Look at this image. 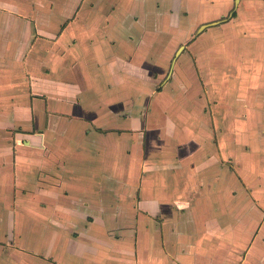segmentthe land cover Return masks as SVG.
I'll list each match as a JSON object with an SVG mask.
<instances>
[{
	"label": "crops",
	"instance_id": "0c3cea01",
	"mask_svg": "<svg viewBox=\"0 0 264 264\" xmlns=\"http://www.w3.org/2000/svg\"><path fill=\"white\" fill-rule=\"evenodd\" d=\"M204 37L206 126L176 128ZM231 132L264 153V0H0V264H264Z\"/></svg>",
	"mask_w": 264,
	"mask_h": 264
},
{
	"label": "rangeland",
	"instance_id": "374dc122",
	"mask_svg": "<svg viewBox=\"0 0 264 264\" xmlns=\"http://www.w3.org/2000/svg\"><path fill=\"white\" fill-rule=\"evenodd\" d=\"M194 39L195 40H191L190 42H186V44H184V46H186L184 52H182V54L179 57H177L173 65L174 73L171 80L169 81L170 84H172V88L171 90H168V92L171 91L176 96L178 101L183 103L182 108L177 104L173 105V107L169 112L170 113L169 115H171L172 118L177 119L176 128H179V126L183 124L185 125L184 130H190V129L198 128L200 126L202 127L206 126V122L204 121L202 122L201 120L202 118L200 119L199 116L201 112H203L204 114L203 117L208 115L207 114L209 111L208 107H205V109L202 110L204 102H206V96H208L207 95L208 89L205 87L206 79L204 77L203 80V77L201 76V73L199 71L201 70V68L198 70L199 76L197 74V65H198L197 59L199 60V62H201L200 64L201 67L202 65L205 66L206 65L205 51L207 48V43L211 45L215 43L214 46L216 49L217 48L220 49L223 43V42L217 43V41L215 42L213 39L207 41L206 37H204L203 39H199L198 41L196 38ZM192 46H194L195 50L198 49L200 51L199 57L197 56L194 57L192 55L193 54L191 50ZM220 58L221 57H215V62H217L218 60L220 61ZM231 68H232L231 66L227 67L225 63L222 62V68L220 72L223 73L228 70V72L231 73L230 75L233 76L232 72H234L235 69L234 68L231 69ZM163 75H165L164 77L165 79L167 76H170L171 74L166 73ZM230 78L231 80L228 78L227 81L233 82L234 76L233 78L232 77ZM166 80L167 79L163 80V85L161 86L162 89L160 88L161 91L163 90V87L167 84ZM232 85L235 86L237 85V83ZM229 90H231V96H233L235 93V89H233V87H229L228 85H224V86L222 85L216 96L220 100L224 101L225 105L220 106V108L227 110L230 113V116H232L234 113L237 112L238 106L236 105H238V103L236 97L235 104H233L234 103L233 100L235 101V99L232 98L231 99L232 104H228L226 106V101L228 98L227 93ZM168 96H171V94L168 93ZM214 101L216 104L218 103L217 100L212 99V102ZM197 104H198V109H197ZM184 112L188 116L184 117L183 115V118H181V113L184 114ZM196 114H198L199 118L197 117L195 118L199 120L193 119L194 116H196ZM236 119H237V115H235V117L232 116V120L234 122L233 123L230 122L231 128H234L236 126L237 127L240 126L241 128H244L245 125L247 124L248 126H251L248 121L247 122L245 121L246 123H243V122H238ZM199 124L200 126H198ZM252 128L254 130L253 126ZM247 131L248 133L253 132V131L249 132V130ZM232 135L233 134L231 132V135L228 138V140H230V146L232 150L234 149V151H231L230 153L229 166L230 169L236 173L238 171L237 168L238 164H241V167L243 168L242 174L244 175L243 176L244 180L248 185L247 188L248 200L246 204L247 210L249 212V210H251L252 208H259L264 212V153H259L257 152V150H255V148L258 147L257 145L258 141L256 140L257 138L254 135H246V136L244 134H242L241 136H239L238 134H234L235 136ZM242 143L246 144V148L244 146L242 147V150L246 152L240 151L237 146L238 144L242 145ZM239 155L240 158L238 157ZM259 179H261L260 183L258 182ZM255 183L260 186L257 187ZM250 219H254V218L251 215H248L247 220Z\"/></svg>",
	"mask_w": 264,
	"mask_h": 264
}]
</instances>
